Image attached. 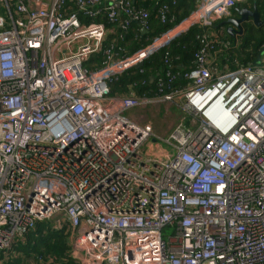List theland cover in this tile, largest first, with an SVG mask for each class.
<instances>
[{
  "label": "built area",
  "instance_id": "built-area-1",
  "mask_svg": "<svg viewBox=\"0 0 264 264\" xmlns=\"http://www.w3.org/2000/svg\"><path fill=\"white\" fill-rule=\"evenodd\" d=\"M66 1L0 0V252L59 218L76 264H264V51L231 70L219 62L228 44L206 32L247 0L195 1L178 26L205 30L187 84L170 90L178 73L166 53L152 98L134 86L110 97L108 83L171 31L130 55L102 51L106 28L80 16L103 14L126 33L147 30L148 12L134 0H69L66 15ZM168 12L157 9L161 23ZM101 52L102 67L86 69ZM174 101L191 127L167 137L124 116Z\"/></svg>",
  "mask_w": 264,
  "mask_h": 264
},
{
  "label": "trees",
  "instance_id": "trees-1",
  "mask_svg": "<svg viewBox=\"0 0 264 264\" xmlns=\"http://www.w3.org/2000/svg\"><path fill=\"white\" fill-rule=\"evenodd\" d=\"M137 9H144L148 12V28L147 31H141L136 23L130 24L126 33L120 29L111 31L110 38H114L117 46L113 50L117 51L122 48L124 55L131 54L141 47L149 44L154 38L166 33L174 26L188 17L193 11L196 0H134ZM247 0L251 6L255 5L259 16L261 18V26L256 27L252 24H243L242 33H245V38H241V51H238L236 56L231 55L229 69H235L237 66L255 65L261 59V54L264 51V0ZM245 3V4H246ZM166 4L169 8L167 21L161 23L157 16V9L160 5ZM245 4H240L242 7ZM67 10L65 14L76 11L75 6L69 1H66ZM234 13V12H233ZM173 17V22H169ZM81 22L88 23H102L107 30H111L112 24L109 23L103 14L96 18L88 19L86 16H80ZM218 24V23H217ZM213 27V25H212ZM210 27V30L212 29ZM180 29V28H178ZM207 32V31H206ZM205 33V30L199 26L190 27L187 32L175 37L165 48H162L143 62L141 69L135 67L126 71L119 79L113 83H108L109 96H121L127 93L129 86H134L136 93L141 96L153 97L156 93L157 78H164L165 69L164 58L167 53L172 67L173 74L176 72L174 82L170 85V90H178L183 88L187 81L183 79V74L193 68V54L198 48L196 36ZM208 33V32H207ZM87 34H90L87 33ZM108 34L106 37H108ZM115 34V35H114ZM121 36V38H119ZM224 37V36H223ZM220 40L229 43L226 39ZM229 39V38H228ZM104 43V42H103ZM109 41L103 46L109 48ZM229 47L230 44H229ZM243 50V51H242ZM225 55V54H224ZM223 55V57H224ZM222 59V56L220 57ZM103 53L93 54L86 63L88 70L98 68L103 61ZM226 62V60H223ZM179 64H182L180 67ZM223 63H220L222 66ZM134 84V85H133ZM168 91V90H167ZM179 110V109H178ZM179 112H182L179 110ZM183 113V112H182ZM185 114V113H183ZM52 228V229H51ZM17 254L14 258L8 260L4 264H29V261L35 262L37 258L52 259V264H76L73 260L68 258L67 251L68 239L62 229L54 228L51 221L38 222L34 231L29 232L24 240L17 242L14 247Z\"/></svg>",
  "mask_w": 264,
  "mask_h": 264
},
{
  "label": "rangeland",
  "instance_id": "rangeland-1",
  "mask_svg": "<svg viewBox=\"0 0 264 264\" xmlns=\"http://www.w3.org/2000/svg\"><path fill=\"white\" fill-rule=\"evenodd\" d=\"M0 15L5 20H9L6 9L2 7L1 5H0ZM246 24H252V22L249 21V22H246L245 25ZM213 25H217V22H215ZM242 38H245V36L242 35ZM107 39L108 37L105 38V41L102 44L103 46H105ZM180 105L181 104L178 101L158 103L155 105L147 106L145 108L131 110L130 113H127V116L139 124L149 123V125L152 126V129L155 134L167 137V135H169L172 128L180 122H182L187 127H191V118L187 116L186 114H183L184 112L181 110ZM178 109L182 111L183 113L179 112ZM162 148L165 149L166 147L162 146ZM59 220H60L59 218L57 219L55 218L50 221L56 227L57 223L59 222L61 223V221ZM162 235H163L164 240H168L170 237H172V230L170 228L163 229ZM8 253H9L8 257L4 258L6 261L12 259L13 257L11 256L13 254L15 255L17 254V252L15 251V248H12V250ZM30 263L31 261H29V264Z\"/></svg>",
  "mask_w": 264,
  "mask_h": 264
},
{
  "label": "crops",
  "instance_id": "crops-1",
  "mask_svg": "<svg viewBox=\"0 0 264 264\" xmlns=\"http://www.w3.org/2000/svg\"><path fill=\"white\" fill-rule=\"evenodd\" d=\"M142 1H144V0H142ZM251 2H254L253 0L251 1ZM240 6H242V5H240ZM243 7H246L247 9H249V10H251L252 9V7L253 6H251V4L249 5V6H247V5H244ZM190 15V14H189ZM233 15V14H232ZM259 19H260V22H261V18L259 17ZM182 23V21L178 24V25H176V26H174L172 29H170V31H171V36L172 37H177V36H179V35H181V34H184L185 32H187V30H185V28H183V25L184 24H182V26L180 27V29H178V26L180 25ZM222 26H224V27H221V26H219V23L217 24V25H213V27H212V29L210 30V28L207 30V32L210 34L209 36H211L212 38H216L217 40H219V41H222V40H220L219 39V37L220 38H224V39H226L229 43H227L228 44V49L227 50H224L223 52H222V54H221V56H222V59L221 58H219V62L220 63H223V66H225L226 68H228L229 69V64H230V61L228 60V58L233 54V55H235L236 56V54H237V52L238 51H241V48H240V45H241V38H242V35H245V33H242L241 35H236L235 37H232V36H228V37H226L225 36V34L224 33H226V28H228L229 27V25H222ZM261 26V24L259 25V26H256V27H260ZM223 28V29H222ZM225 28V29H224ZM116 29H117V27L116 26H112V28H111V30H107V32L108 33H110L112 30L113 31H116ZM93 32H90V34H92ZM217 33H219V34H217ZM222 33H223V35H222ZM227 34V33H226ZM115 35V34H114ZM224 36V37H223ZM173 38V39H174ZM229 38V39H228ZM115 40H116V35H115ZM114 40V38H110V34H108V41H109V46L108 47H114V46H117V44L114 42L115 41ZM224 42V41H223ZM150 44V43H149ZM229 44H230V46L231 47H229ZM148 45V44H147ZM243 51V50H242ZM125 52V51H124ZM225 54V55H224ZM128 55H130V54H128ZM223 55H224V57H223ZM220 56V57H221ZM104 58V57H103ZM104 60V59H103ZM223 60H226V62H223ZM103 62V61H102ZM101 62V63H102ZM179 66L181 67L182 66V64H179ZM99 67H102V65L101 66H99ZM86 69H88L87 67H86ZM90 70H92V69H90ZM128 71V70H127ZM126 72V71H125ZM124 72V73H125ZM123 73V74H124ZM123 74H121V75H119L118 77H117V79L116 80H113L111 83H113V82H115V81H117L118 79H119V77H121ZM134 85V84H133ZM185 87V86H184ZM184 87L183 88H181V89H178V90H183L184 89ZM130 90H132L131 88H127V93H124V94H122L121 96H123V95H126V94H129V92H130ZM133 92H134V94L136 95V96H139L137 93H136V91L135 90H133ZM141 96H144V95H141ZM147 97V96H146ZM180 123H182V122H180ZM171 132V131H170ZM168 136V135H167Z\"/></svg>",
  "mask_w": 264,
  "mask_h": 264
},
{
  "label": "water",
  "instance_id": "water-1",
  "mask_svg": "<svg viewBox=\"0 0 264 264\" xmlns=\"http://www.w3.org/2000/svg\"><path fill=\"white\" fill-rule=\"evenodd\" d=\"M234 12L236 14V17L229 18L219 24V26L229 25L226 30L231 36L242 33L243 23L251 21L255 26H259L261 24L259 19L260 16L257 9L255 8V5H253L251 10L247 9L246 7H241L239 10H235ZM142 67L143 62H140L135 66L136 69H141Z\"/></svg>",
  "mask_w": 264,
  "mask_h": 264
},
{
  "label": "clouds",
  "instance_id": "clouds-1",
  "mask_svg": "<svg viewBox=\"0 0 264 264\" xmlns=\"http://www.w3.org/2000/svg\"><path fill=\"white\" fill-rule=\"evenodd\" d=\"M245 4V3H244ZM240 5V4H239ZM189 16V15H188ZM229 18H232V10H231V12H230V15L228 16V17H226V18H224V19H221V20H219V21H216L217 23H219V22H222V21H226L227 19H229ZM102 24V23H101ZM220 24V23H219ZM138 25V24H137ZM243 26V25H242ZM105 27V26H104ZM117 27V29L119 28L118 26H116ZM138 28H139V25H138ZM227 29V28H226ZM107 30V29H106ZM139 30H141V31H147V30H142V29H140L139 28ZM229 36H231L230 34H229ZM232 37H235V36H232ZM263 53V52H262ZM261 56H262V54H261ZM50 221V220H49ZM39 222H44V221H39ZM38 223V222H37ZM37 223H36V225H37ZM36 225H35V228H36ZM35 228H34V230H35ZM54 228H56L55 226H54ZM56 229H58V228H56ZM34 230H32V231H34ZM64 230V229H63ZM29 232H31V231H29ZM28 232V233H29ZM28 233H26L25 234V236L28 234ZM64 233H65V230H64ZM25 236L23 237V239H21V240H18V241H16L10 248H9V250H7V251H5V252H0V262H2V264H4L5 262H7L4 258H6V257H8V255H9V253L8 252H10L11 250H12V248L14 247V245L17 243V242H19V241H22V240H24V238H25ZM5 254V255H4ZM11 257H13L14 258V254L11 256ZM38 259V258H37ZM42 260L45 262V264H52L53 262H52V259L51 258H47V259H43L42 258ZM50 260V262H48ZM30 264H38L37 263V260L35 261V262H31Z\"/></svg>",
  "mask_w": 264,
  "mask_h": 264
},
{
  "label": "flooded vegetation",
  "instance_id": "flooded-vegetation-1",
  "mask_svg": "<svg viewBox=\"0 0 264 264\" xmlns=\"http://www.w3.org/2000/svg\"><path fill=\"white\" fill-rule=\"evenodd\" d=\"M245 5H247V3L245 4ZM248 6H249V4H248ZM242 6H240V5H236V6H234L233 7V9H232V17H236V14H235V10H239L240 8H241ZM234 12V13H233ZM219 23H221V22H219ZM244 24V23H243ZM221 27H224V26H222L221 25ZM223 29V28H222ZM225 29V28H224ZM227 33V34H226ZM226 33H224L225 34V36L226 37H228L229 36V34H228V32H227V30H226ZM242 34V33H241ZM241 34H238V35H241ZM237 35V36H238ZM236 36V35H235ZM133 68V67H132ZM117 97H121V96H117ZM145 98H152V97H145ZM153 105H155V104H153ZM148 106H150V105H148ZM140 109V108H139ZM131 111V110H130ZM130 111H128V112H126L125 114H124V116H125V118H127V119H131V118H129L128 116H127V113H130ZM137 123V122H136ZM139 124V123H138ZM141 125V124H140ZM154 132V131H153ZM155 135H157V134H155ZM157 136H159V137H164V136H160V135H157Z\"/></svg>",
  "mask_w": 264,
  "mask_h": 264
}]
</instances>
